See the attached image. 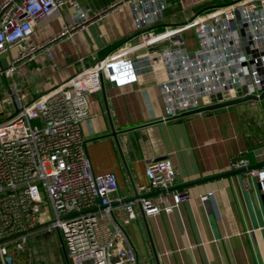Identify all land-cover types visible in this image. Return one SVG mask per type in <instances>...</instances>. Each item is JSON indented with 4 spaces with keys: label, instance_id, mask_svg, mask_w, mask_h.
<instances>
[{
    "label": "built area",
    "instance_id": "obj_1",
    "mask_svg": "<svg viewBox=\"0 0 264 264\" xmlns=\"http://www.w3.org/2000/svg\"><path fill=\"white\" fill-rule=\"evenodd\" d=\"M120 2L132 6L140 30L135 43L84 65L67 82L30 104L18 95V112L0 121L1 264H19L22 255L30 254V239L49 229L60 231L70 264H134L136 250L123 224L137 217V208L151 217L171 213L189 200L187 191L175 186L176 168L169 159L148 163V182L139 185L137 198L127 202L118 196L114 172H94L81 124L90 116L87 95L100 91L103 81L117 87L134 84L140 75L153 72L154 61L160 59L167 77L158 84L168 117L200 108L206 97L224 99L225 93H238L243 86L247 87L244 95L264 92V0H232L183 24L161 28L166 0ZM0 5V52L25 46L7 74L46 47L47 43L30 40L41 20L71 6L76 17L65 25L62 36L73 34L99 14H88L78 0H0ZM191 29L197 38L194 49H189L184 37ZM164 43L168 45L157 47ZM140 49L145 51L130 57ZM259 125H264V116ZM256 154L264 156V148ZM230 167L256 178L264 198V164L252 166L240 154L231 159ZM45 200L53 210L47 223L40 213ZM118 240L125 248L116 251Z\"/></svg>",
    "mask_w": 264,
    "mask_h": 264
},
{
    "label": "crops",
    "instance_id": "obj_2",
    "mask_svg": "<svg viewBox=\"0 0 264 264\" xmlns=\"http://www.w3.org/2000/svg\"><path fill=\"white\" fill-rule=\"evenodd\" d=\"M78 1L88 14H99L73 34L59 36L76 17L73 8L65 5L36 26L30 40L47 44L33 60L20 62L7 74L25 46L0 52V77L5 79L3 83L0 78V121L18 112V95L30 104L67 82L84 65L137 40L140 30L128 2ZM231 1L166 0V18L158 28L183 24L197 13ZM185 39L189 49L197 47L196 37ZM154 63L155 70L140 75L134 84L117 87L106 81L100 91L88 94L90 116L81 124L94 172L116 174L122 202L136 199L138 186L148 182V163L164 159L176 168V188L190 195L171 213L144 217L137 208V217L123 224L136 250L134 264H264L261 189L256 178L230 167L231 159L240 154L252 166L264 164V156L256 154L264 148V125H259L264 102L168 117L158 84L167 73L160 59ZM210 192L209 199L200 198ZM124 248L118 240L116 251ZM29 250L31 254L30 246Z\"/></svg>",
    "mask_w": 264,
    "mask_h": 264
},
{
    "label": "rangeland",
    "instance_id": "obj_3",
    "mask_svg": "<svg viewBox=\"0 0 264 264\" xmlns=\"http://www.w3.org/2000/svg\"><path fill=\"white\" fill-rule=\"evenodd\" d=\"M184 35L185 37H196L194 30L184 32ZM166 45L168 44L164 43L157 45V47L162 48ZM2 81L5 83V79L2 78ZM1 89L2 83L0 81V93ZM40 213L43 223L50 222L53 219V210L49 201H44ZM28 246L32 248L31 256L29 257L27 254L22 255L19 264H26L28 260L29 264H64V257L62 255L59 236L56 229L46 230L38 237L35 236L30 239Z\"/></svg>",
    "mask_w": 264,
    "mask_h": 264
},
{
    "label": "water",
    "instance_id": "obj_4",
    "mask_svg": "<svg viewBox=\"0 0 264 264\" xmlns=\"http://www.w3.org/2000/svg\"><path fill=\"white\" fill-rule=\"evenodd\" d=\"M103 86H104V81H103ZM246 91H247V87L243 86L242 88L238 89V93H236L235 90H231V92L225 93L224 99L221 95H218V96L213 95L211 97V100L206 97L203 102L201 101V107L200 108L193 110V111L186 112L183 115L202 112L205 110L217 109L220 107H226V106H230V105H234V104H238V103H242V102H247L249 100H257V101H263L264 102V92L260 96H257L255 94L244 95V93ZM57 232H58L59 241H60V245H61V248L63 251V255L65 258L66 264H70L63 237H62L60 231H57ZM27 256L30 257V254L27 253ZM26 264H29V260L27 261Z\"/></svg>",
    "mask_w": 264,
    "mask_h": 264
},
{
    "label": "trees",
    "instance_id": "obj_5",
    "mask_svg": "<svg viewBox=\"0 0 264 264\" xmlns=\"http://www.w3.org/2000/svg\"><path fill=\"white\" fill-rule=\"evenodd\" d=\"M64 264H66V263L64 262Z\"/></svg>",
    "mask_w": 264,
    "mask_h": 264
}]
</instances>
